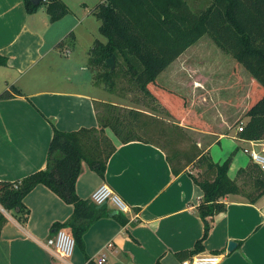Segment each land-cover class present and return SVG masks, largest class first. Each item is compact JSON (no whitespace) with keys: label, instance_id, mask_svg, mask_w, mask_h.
I'll return each instance as SVG.
<instances>
[{"label":"crops","instance_id":"1","mask_svg":"<svg viewBox=\"0 0 264 264\" xmlns=\"http://www.w3.org/2000/svg\"><path fill=\"white\" fill-rule=\"evenodd\" d=\"M37 13L28 14L23 0H0V56L7 59V65L0 67V96L12 94L0 98V182L15 183L44 170L54 128L64 132L98 128V114L103 113L100 104L118 105L113 99L87 92L49 89L43 76L51 52L50 22ZM182 56L166 71L180 67L177 62ZM220 56L225 57L232 70L233 77L226 79L240 83L243 94L240 98L250 106L260 83L231 56L224 53ZM66 80L71 82L72 78ZM17 91L22 95L16 94ZM238 101L239 98L235 102ZM181 125L194 133L199 147L209 154L229 137L217 131L216 126L205 131ZM106 132L117 150L108 162L105 177L84 163L77 193L93 202L92 194L105 184L131 211L119 212L111 202L98 205L104 216L84 236L87 255L94 261L106 255L105 264H155L158 260L162 264H182L179 253L194 249L204 233L198 213L204 192L191 177L193 171L188 168L176 176L159 147L139 141L123 144L111 129ZM233 138L249 144V147L239 145L247 159L239 160L237 170H240L252 162L244 151L251 144L237 134ZM238 173L235 178L242 185ZM224 201L227 210L214 218L204 251L196 255H222L220 264H264V195L254 202L244 194L230 195ZM23 203L25 209L21 214L6 213L0 205L8 219L0 236V264H87L78 247L66 260L54 256L46 247L47 240L57 232L56 225L72 217L71 204L44 185L35 187ZM114 215H120L125 225ZM229 242L237 244L231 252Z\"/></svg>","mask_w":264,"mask_h":264},{"label":"trees","instance_id":"2","mask_svg":"<svg viewBox=\"0 0 264 264\" xmlns=\"http://www.w3.org/2000/svg\"><path fill=\"white\" fill-rule=\"evenodd\" d=\"M209 1L207 7L197 12L186 0H100L97 17L101 22L100 33L107 42L99 41L90 49L89 65L93 70L103 71L98 77L111 86L115 85L116 66H126L130 80L141 90L143 99H150L154 104L153 112L163 110L174 123L170 126L157 114L135 109L123 113L121 107L109 102L103 104L104 112L98 114V128L74 132L54 128L46 168L15 183L0 182V205L6 211L21 214L25 197L38 185L48 187L74 207L72 217L64 224H57L56 231L69 229L87 264H97L86 253L84 236L104 212L93 202L80 198L76 185L84 163L105 177L108 162L117 150L106 132L111 129L123 144L139 141L162 149L176 176L191 167L199 170V174L190 172V175L204 192L198 206L204 233L194 249L179 253V257L184 261L204 251L214 218L227 210L225 198L246 195V192L237 179L229 176L233 157L222 163L215 162L197 143H192L190 150L178 146L177 139L184 137L181 124L205 131L213 128H208L198 114L187 107L186 99L161 86L158 77L190 47L209 36L260 83L261 88L246 112L248 120H240L243 129L237 136L244 141L264 140V0ZM23 2L28 14L45 7L52 22L69 13L61 0H46L37 5L32 0ZM67 38L72 39L68 42L75 43L71 33ZM71 43L65 40L56 48L64 50ZM110 58L116 63L113 71L106 64ZM6 65L7 59L0 56V67ZM16 94L22 95L20 91ZM11 96L5 93L0 98ZM243 174L254 180V191L247 194L254 202L264 195V172L251 162L239 170L238 178ZM113 217L125 225L120 215ZM7 221L0 210V236ZM155 264L162 262L158 260Z\"/></svg>","mask_w":264,"mask_h":264},{"label":"rangeland","instance_id":"3","mask_svg":"<svg viewBox=\"0 0 264 264\" xmlns=\"http://www.w3.org/2000/svg\"><path fill=\"white\" fill-rule=\"evenodd\" d=\"M61 1L67 6L69 13L60 20L52 22L45 7L40 8L37 13V16H46L50 22L51 52L45 61L47 67L43 76L49 89L52 91H81L104 99L110 98L117 102L123 113L130 109L153 113L154 104L150 99H143L141 90L130 80L126 66H116L117 73L113 78L115 85L111 86L103 83L98 77V74L103 71L93 70L89 65L90 49L99 41L107 42V39L100 33L101 22L97 17V6L100 0ZM186 1L197 12L210 3L209 0ZM70 33L75 38L73 44L68 42L71 39L67 38ZM63 38H67V43L71 44L64 50H58L56 46ZM223 53L209 36H204L183 54L177 62L180 67L165 70L158 77L157 82L186 99L187 107L194 110L208 128L216 126L217 131L229 135L215 146L210 155L215 162L221 163L233 157L231 165L233 163L234 165L230 174L233 179H236L239 160L242 158L247 160L239 145L249 147V144L239 143L233 137L238 133L240 120L244 122L248 120L244 112L246 108H249V104L248 101L240 98L243 96L240 83L226 79L232 76V70L226 64L228 61L225 57L220 56ZM222 69L227 72H222ZM67 77L72 78V81L68 82ZM238 98L239 101L235 102ZM100 105V110L104 112L103 104ZM156 113L168 125H173L174 121L163 110ZM229 126L232 130H229ZM183 129L184 137L178 138L177 143L181 149L190 150L192 143H197L196 136L191 130L185 127ZM190 169L195 172L194 174H199L195 167ZM240 182L242 191L246 192V195L254 191V180L247 175L243 174Z\"/></svg>","mask_w":264,"mask_h":264},{"label":"built area","instance_id":"4","mask_svg":"<svg viewBox=\"0 0 264 264\" xmlns=\"http://www.w3.org/2000/svg\"><path fill=\"white\" fill-rule=\"evenodd\" d=\"M243 123L239 126L238 132L242 131ZM251 148L244 151L250 156L251 161L264 172V140L249 141ZM92 201L96 205H104L111 202L119 212L129 213L131 208L107 185L100 186L93 194ZM46 247L59 259H69L76 249V241L70 231L61 229L46 242ZM111 247V245H109ZM222 255H194L182 261V264H220ZM97 264L107 262L106 255H102L96 260Z\"/></svg>","mask_w":264,"mask_h":264},{"label":"water","instance_id":"5","mask_svg":"<svg viewBox=\"0 0 264 264\" xmlns=\"http://www.w3.org/2000/svg\"><path fill=\"white\" fill-rule=\"evenodd\" d=\"M34 4H40L41 2L43 1H46V0H32ZM106 64L107 66L111 69V71H113L115 69V66H116V63H115V60L110 58V59H107L106 61ZM236 243L235 242H229V245H228V251H233L236 247Z\"/></svg>","mask_w":264,"mask_h":264}]
</instances>
